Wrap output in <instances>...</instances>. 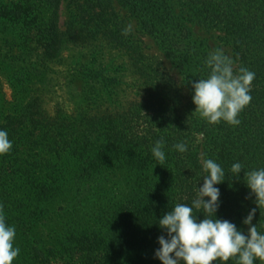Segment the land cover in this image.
I'll return each mask as SVG.
<instances>
[{"label":"trees","instance_id":"obj_1","mask_svg":"<svg viewBox=\"0 0 264 264\" xmlns=\"http://www.w3.org/2000/svg\"><path fill=\"white\" fill-rule=\"evenodd\" d=\"M50 1L51 49L77 32V38L105 42L143 68L150 66L144 78L145 99L125 114L143 111L147 122L142 133L128 137L124 128H111L103 136H94L92 127L83 133L60 131L56 121L44 122L43 110L34 105H27L22 115L3 119L0 130L7 131L13 147L0 156V205L6 223L16 230L14 247L20 253L13 264H162L155 256L158 238L168 237L159 219L177 204L192 206L207 175L206 159L214 160L226 174L214 185L220 190L216 218L239 230L242 219L256 208L252 223L264 234V207L257 208L244 177V172L264 168V0H178L181 19L194 16L224 34L222 40L236 64L234 74L241 67L255 73L252 100L240 112L237 126L223 120L218 124L192 120L182 111L170 82L151 64L144 65L139 42L122 34L126 21L116 6L136 20L140 32L156 40L194 92L192 84L209 76L205 61L210 53L174 14L169 0H70L76 24L65 32L58 27L63 0ZM2 44L5 63L26 61L28 54H15L7 41ZM48 68L45 65L42 71ZM37 69L36 61L20 66V81L31 82ZM75 69L73 77L81 82L85 99L112 97V80L81 65ZM197 136L202 137V156ZM101 137H107L104 146L96 143ZM161 138L165 161L159 165L151 149ZM181 142L186 143V152L173 147ZM43 153L61 161L58 172L41 171L51 168ZM30 161L32 169L26 167ZM237 162L243 170L234 177L231 166ZM193 215L198 222L207 216L203 209H193ZM213 264H237V258Z\"/></svg>","mask_w":264,"mask_h":264},{"label":"rangeland","instance_id":"obj_2","mask_svg":"<svg viewBox=\"0 0 264 264\" xmlns=\"http://www.w3.org/2000/svg\"><path fill=\"white\" fill-rule=\"evenodd\" d=\"M69 2L63 0L60 7L58 27L62 32L67 28L74 29L76 24L73 5ZM169 3L177 17H184L178 0H169ZM116 11L126 21V26L132 25L130 35L140 44L144 65L151 64L165 81L170 82L179 95L184 113L192 120L200 119L192 99L194 92L164 55L156 40L140 32L136 20L128 17L120 6H116ZM51 16L50 0H0V45L7 41L15 54H28L26 61L20 60V63L11 66L3 61L5 50L0 49V123L5 117L22 115L27 105H34L43 110L46 116L44 122L56 121L60 131L64 129L83 133L92 127L90 130L94 134L97 132L94 136H103L111 128L120 131L124 128V135L128 137L142 133L147 122L145 113L125 114L128 110L134 111L135 104L145 99L144 78L149 74L150 66L143 68V64L137 63L128 53L111 49L105 42L77 38V32L74 37L62 38L63 43L56 50L51 49L47 45L50 43L48 25ZM181 20L188 26L193 38L204 43L209 53L221 49L232 60L231 48L222 40L223 33L200 24L194 16ZM34 61L37 62V75L31 82L20 81V66ZM45 65L49 68L42 71ZM79 65L87 70L99 71L106 79L112 80L110 88H113V95L110 99H85L81 82L73 77ZM235 68L236 64L233 63V70ZM105 139L101 137L96 141L97 145L104 146ZM196 144L202 156L201 136H197ZM43 154L44 158H49L48 167L51 168L45 167L41 171L44 174L58 172L61 161L50 154ZM31 163L26 167L32 169ZM245 218L239 223V230L247 235L249 226L243 223ZM254 264H264V261L257 259Z\"/></svg>","mask_w":264,"mask_h":264},{"label":"clouds","instance_id":"obj_3","mask_svg":"<svg viewBox=\"0 0 264 264\" xmlns=\"http://www.w3.org/2000/svg\"><path fill=\"white\" fill-rule=\"evenodd\" d=\"M131 31L132 25L129 24L122 34L127 36ZM205 63L211 70L209 76L192 84L195 112L210 124L223 120L232 126L239 125L240 112L252 100L250 91L255 73L241 67L239 74H234L233 61L221 49L210 53ZM12 147L7 131L0 130V156L8 154ZM163 147L161 138L151 149L159 165L165 161ZM173 147L181 153L187 151L183 142ZM203 170L207 175L203 176V186L198 188L192 206L177 204L159 219L158 225L166 230L168 238L163 235L158 238L160 248L155 256L162 264H213L217 260L227 262L233 258H237V264H254L257 259L264 261V234L258 231L257 225H252L256 208L243 221L249 226L247 235L228 220L217 219L215 213L219 208L220 190L214 185L222 183L226 174L212 159L203 161ZM242 170L239 162L231 166L234 177H239ZM244 177L247 187L255 195L257 208L264 207V168L244 172ZM205 197L209 199L205 200ZM193 209H203L207 216L198 222ZM213 216L215 219L211 218ZM15 238V227L6 223L0 205V264H13L18 257L20 249L14 247Z\"/></svg>","mask_w":264,"mask_h":264}]
</instances>
